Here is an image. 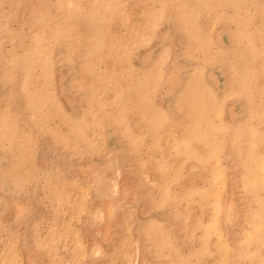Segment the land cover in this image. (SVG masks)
I'll list each match as a JSON object with an SVG mask.
<instances>
[{
    "label": "rangeland",
    "instance_id": "1",
    "mask_svg": "<svg viewBox=\"0 0 264 264\" xmlns=\"http://www.w3.org/2000/svg\"><path fill=\"white\" fill-rule=\"evenodd\" d=\"M0 264H264V0H0Z\"/></svg>",
    "mask_w": 264,
    "mask_h": 264
}]
</instances>
